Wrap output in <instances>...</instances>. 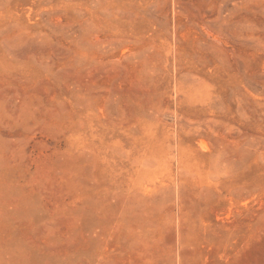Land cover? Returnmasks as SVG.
Masks as SVG:
<instances>
[{
    "label": "rangeland",
    "instance_id": "374dc122",
    "mask_svg": "<svg viewBox=\"0 0 264 264\" xmlns=\"http://www.w3.org/2000/svg\"><path fill=\"white\" fill-rule=\"evenodd\" d=\"M0 264H264V0H0Z\"/></svg>",
    "mask_w": 264,
    "mask_h": 264
}]
</instances>
